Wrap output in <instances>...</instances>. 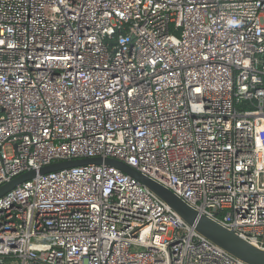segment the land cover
<instances>
[{"label":"built area","instance_id":"2783aa9c","mask_svg":"<svg viewBox=\"0 0 264 264\" xmlns=\"http://www.w3.org/2000/svg\"><path fill=\"white\" fill-rule=\"evenodd\" d=\"M121 161L264 250V0H0V186ZM0 264H246L105 165L0 198Z\"/></svg>","mask_w":264,"mask_h":264},{"label":"water","instance_id":"95a60500","mask_svg":"<svg viewBox=\"0 0 264 264\" xmlns=\"http://www.w3.org/2000/svg\"><path fill=\"white\" fill-rule=\"evenodd\" d=\"M85 165H105L121 171L144 185L174 211L182 221L214 245L246 264H264V250L250 244L233 231L220 226L206 216L198 214L169 189L150 180L129 165L116 159L95 157L68 160L51 163L38 170L24 172L0 186V198L22 183L31 181L37 176Z\"/></svg>","mask_w":264,"mask_h":264}]
</instances>
